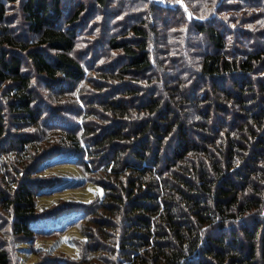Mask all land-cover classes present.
Returning <instances> with one entry per match:
<instances>
[{
    "label": "trees",
    "instance_id": "1",
    "mask_svg": "<svg viewBox=\"0 0 264 264\" xmlns=\"http://www.w3.org/2000/svg\"><path fill=\"white\" fill-rule=\"evenodd\" d=\"M65 1L0 0V240L25 264H264V0H119L98 51L110 0Z\"/></svg>",
    "mask_w": 264,
    "mask_h": 264
},
{
    "label": "rangeland",
    "instance_id": "2",
    "mask_svg": "<svg viewBox=\"0 0 264 264\" xmlns=\"http://www.w3.org/2000/svg\"><path fill=\"white\" fill-rule=\"evenodd\" d=\"M117 1L119 0H110L108 3V5L102 10V14H100V12H97L96 8L94 7V5L90 8L89 7V11H88V8H87V14L85 16V19L88 18V22H87V26H88V29L87 31L85 32V39H84V45L83 47H85L86 45H88V43L90 41H95L94 44H96V50H100L101 47H103L104 45L102 44V42L104 41L105 37L107 36V34L109 33H115L116 31L119 32V26H121L123 24V19L122 17L119 19V14L115 13V12H112L111 14H109L108 10L113 8L115 6L114 3H116ZM76 1L75 0H66L64 2V6H63V9H64V12L65 10L67 11L66 14L68 15L69 14V11L70 9H72V5H76ZM112 4V6H111ZM97 13L96 15H94V18H91L90 16H92L94 13ZM108 12V13H107ZM105 16V17H104ZM16 18L17 17H11V20H12V23L14 24L16 22ZM17 26V25H16ZM91 50H86L88 52V54L91 53ZM115 55V57H113ZM160 55V54H159ZM158 55V56H159ZM81 60L83 61L85 57H80ZM104 58L105 61H109L110 63H113V70H114V74L117 73L118 71L116 70L117 69V65L115 64L116 61H114V59H116V52L115 51H110L109 49H106L104 54H103V57L101 58H97L94 63L97 64V70L99 72L103 71V69L105 67H103V65H98L102 62V59ZM111 58V59H110ZM160 58V57H158ZM157 58L158 60V63L161 62L159 59ZM111 61H110V60ZM90 62V61H89ZM108 62V63H109ZM153 69V66H150L149 70H145L144 72L145 73H152L151 70ZM189 69H192L191 66H189L188 70ZM105 70V69H104ZM88 71L89 73H92L91 70L89 69L88 67ZM154 74V73H152ZM86 75V74H85ZM143 76V74H142ZM115 80V79H113ZM215 81L216 82H220L221 81V78L220 77H216L215 78ZM113 82V81H111ZM205 83V81H204ZM85 84V83H84ZM59 84L57 83H52V90L53 91H58V89H56L58 87ZM188 85H192V83H190V80H188ZM43 86L41 84H39V86H37V88L42 91L43 89ZM204 86H201L199 85V88L202 89ZM193 90V89H192ZM187 91H189V94L191 95H194L195 92H192L191 89H188ZM62 97V96H61ZM61 99V98H60ZM52 102V101H51ZM56 102H59V101H56ZM202 102V101H200ZM192 113V112H191ZM190 116V114L188 115ZM98 117H92L93 120L95 121H98L97 119ZM51 121H54L53 119ZM56 165H59V164H56ZM55 166V165H53ZM95 185L92 186V187H88L87 189H81V188H78V187H72V188H66L65 190H62L60 192V194H54V196H51L49 197L48 199H45L44 200V197H41L42 200L44 202H49V200L51 199H54V197H56L57 195H62V196H67V197H75V198H78V199H85V197H89L91 196L95 191H99L100 190V187L98 184L94 183ZM51 198V199H50ZM42 209H44L43 206H41ZM54 216V219H57L58 218V213H53ZM4 234L7 236L6 239H2L0 240V246H3L4 244H7V246L9 247L10 250L12 251H15L14 253H19L18 255H15V259L13 258L14 260V263L15 264H19L18 262H21L22 264H25L26 262H29L31 260L34 259V256L31 255L30 257H27L25 256V254L23 253V251H17V249H14L13 250V247L17 246V242L14 243L15 241L14 240H9L8 237L10 238L9 234H8V230H4ZM3 236V232L0 231V238ZM73 250L75 249L73 245H71ZM69 252H73L71 248L67 249ZM23 258V259H21ZM36 260V258H35ZM36 262V261H34Z\"/></svg>",
    "mask_w": 264,
    "mask_h": 264
}]
</instances>
